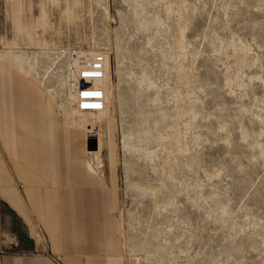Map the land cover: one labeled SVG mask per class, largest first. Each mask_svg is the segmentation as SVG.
<instances>
[{"label":"rangeland","instance_id":"rangeland-1","mask_svg":"<svg viewBox=\"0 0 264 264\" xmlns=\"http://www.w3.org/2000/svg\"><path fill=\"white\" fill-rule=\"evenodd\" d=\"M72 48L107 56L101 113L64 98ZM0 62L97 130L123 264H264V0H0Z\"/></svg>","mask_w":264,"mask_h":264},{"label":"crops","instance_id":"crops-1","mask_svg":"<svg viewBox=\"0 0 264 264\" xmlns=\"http://www.w3.org/2000/svg\"><path fill=\"white\" fill-rule=\"evenodd\" d=\"M87 157L44 89L0 62V264H123L114 185Z\"/></svg>","mask_w":264,"mask_h":264},{"label":"built area","instance_id":"built-area-1","mask_svg":"<svg viewBox=\"0 0 264 264\" xmlns=\"http://www.w3.org/2000/svg\"><path fill=\"white\" fill-rule=\"evenodd\" d=\"M63 61V93L69 107L79 112H101L106 107V95L102 86L108 71L104 52L85 53L76 49L61 52ZM91 128L96 144L97 130Z\"/></svg>","mask_w":264,"mask_h":264},{"label":"water","instance_id":"water-1","mask_svg":"<svg viewBox=\"0 0 264 264\" xmlns=\"http://www.w3.org/2000/svg\"><path fill=\"white\" fill-rule=\"evenodd\" d=\"M86 145H87V150L89 151L97 150V144L94 139H88Z\"/></svg>","mask_w":264,"mask_h":264},{"label":"bare ground","instance_id":"bare-ground-1","mask_svg":"<svg viewBox=\"0 0 264 264\" xmlns=\"http://www.w3.org/2000/svg\"><path fill=\"white\" fill-rule=\"evenodd\" d=\"M106 77V76H105ZM104 81V80H103ZM104 89V88H103ZM105 95H106V93H105ZM106 99H107V97H106ZM70 108V107H69ZM106 109V108H105ZM104 111V110H103ZM103 111H101V112H103ZM76 112H79V111H76ZM89 112V111H88ZM101 112H92V113H101ZM79 113H87V112H79ZM88 132H90V130L88 131ZM91 137H93L92 135H91V133L89 134V135H87V139L88 138H91ZM97 140H98V137H97ZM97 147H98V145H97ZM98 150V149H97ZM96 150V151H97ZM91 170V169H90ZM57 182V181H56ZM46 195V194H45Z\"/></svg>","mask_w":264,"mask_h":264}]
</instances>
